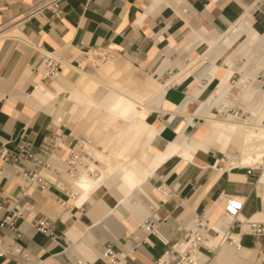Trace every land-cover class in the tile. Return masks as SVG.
<instances>
[{
    "label": "crops",
    "instance_id": "0c3cea01",
    "mask_svg": "<svg viewBox=\"0 0 264 264\" xmlns=\"http://www.w3.org/2000/svg\"><path fill=\"white\" fill-rule=\"evenodd\" d=\"M52 1L0 0V149H15L21 136L36 149L60 114L67 130L92 139L102 166L94 162L93 181L70 179L72 198L53 184L30 189L33 208L16 223L30 259L0 256V264H107L105 247L127 252L133 235L145 242L129 263L154 264L197 216L222 231L230 197L242 202L231 231L241 226V245L212 228L208 244L218 247H204L197 264L264 261V234L247 232L264 222L254 187L264 161V0H57L59 15ZM92 49L113 58L94 71L82 52ZM44 51L63 64L52 79L40 72ZM224 101L245 119L221 116ZM28 166L0 158V220ZM41 216L57 241L34 227ZM149 218L165 242L142 230Z\"/></svg>",
    "mask_w": 264,
    "mask_h": 264
},
{
    "label": "built area",
    "instance_id": "2783aa9c",
    "mask_svg": "<svg viewBox=\"0 0 264 264\" xmlns=\"http://www.w3.org/2000/svg\"><path fill=\"white\" fill-rule=\"evenodd\" d=\"M56 15L61 13L57 0L49 3ZM91 51L101 60L106 61L112 58V54L100 50H83L84 58L89 57L88 52ZM63 68L62 61L52 52L41 53V69L43 79H52L56 77ZM38 69V68H37ZM264 80V76H259ZM220 114L223 117H231L236 120H244L243 111L234 105L231 101H224L220 107ZM92 139L87 135H75L67 130L66 122L63 117L54 114L50 118V124L46 135L36 149H33L32 143L27 141L23 136L20 137L17 147L13 150L2 146L0 149V158L3 163L17 162L20 159H26L30 162V166L23 170V182L20 190L8 207V211L0 220V256L20 255L24 259H30V252L24 248L19 242L20 232L16 226L19 218H24L27 212L33 208L29 199L30 189H39L44 191L50 184L64 191L67 197L72 198L77 195L73 190L70 179L79 177L82 174L97 176L99 170L92 167V162H96L91 153ZM259 173L255 178L254 187L256 194L260 200L261 210L264 212V161H260ZM251 172V171H249ZM64 174L68 180L60 177ZM163 194H168L169 189L161 186ZM61 204L68 207L66 200H62ZM242 206V202L235 198H228L223 215L220 219L223 230L220 231L213 228L203 216L194 218L192 224L184 230L183 236L171 248L166 250L162 256L153 259L154 264H195L202 249L208 248L211 252L218 246L208 244L209 231L214 229L221 233L224 241L240 246L241 242L238 236L242 234L241 226L239 232L235 236L231 231L236 226V217ZM34 227L49 236L52 240L57 241V235L52 220L46 216L31 218ZM142 230L146 235L152 234L165 242L164 237L158 229V223L154 218L146 219L141 224ZM247 232L254 235L264 234V222L252 221L247 224ZM145 237L133 235L128 243V251L121 252L108 244L102 252V258L107 264H130L128 255L134 252L140 245L144 244ZM178 255L175 263L172 256ZM80 264H91L88 261L81 260ZM259 264H264L261 261Z\"/></svg>",
    "mask_w": 264,
    "mask_h": 264
},
{
    "label": "rangeland",
    "instance_id": "374dc122",
    "mask_svg": "<svg viewBox=\"0 0 264 264\" xmlns=\"http://www.w3.org/2000/svg\"><path fill=\"white\" fill-rule=\"evenodd\" d=\"M93 58H94V60H90L89 64L91 65V67L93 68L94 71H97V68L101 63H105L107 61V60L103 61L95 55L93 56ZM112 58H110V59H112ZM92 63H94V64H92ZM125 71H126V68H125ZM105 90H106V88L103 85L99 84L97 86V88L94 90L93 96L98 99L103 94V92H105ZM96 148L102 149V147L99 144H96ZM96 163L101 165L98 161H96Z\"/></svg>",
    "mask_w": 264,
    "mask_h": 264
},
{
    "label": "bare ground",
    "instance_id": "6f19581e",
    "mask_svg": "<svg viewBox=\"0 0 264 264\" xmlns=\"http://www.w3.org/2000/svg\"><path fill=\"white\" fill-rule=\"evenodd\" d=\"M88 54H89V56H94V53L91 52V51H89ZM108 60H110V59H108ZM108 60H107V61H108ZM58 115H60V114H58ZM60 116H62V115H60ZM62 117H63V116H62ZM229 118H231V117H229ZM231 119H233V118H231ZM234 120H236V119H234ZM262 133H264V129H260V128H259L258 131H257V134H259L258 136H260ZM92 167L97 168V167L95 166L94 162H92ZM97 169H98V168H97ZM98 170H99V169H98ZM99 173H100V171H99ZM99 173H98V175H99ZM98 175H97V176H92V175L82 174V175H80L79 177L74 178V180L79 181V180L83 179V180H86V181H93V180H95V179L98 177ZM197 262H198V259H197V261L195 262V264H197Z\"/></svg>",
    "mask_w": 264,
    "mask_h": 264
}]
</instances>
